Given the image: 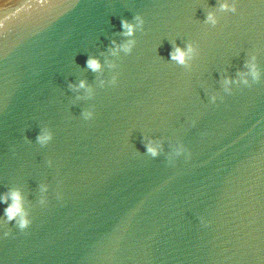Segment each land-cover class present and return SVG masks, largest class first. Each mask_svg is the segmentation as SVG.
<instances>
[{"label": "water", "instance_id": "obj_1", "mask_svg": "<svg viewBox=\"0 0 264 264\" xmlns=\"http://www.w3.org/2000/svg\"><path fill=\"white\" fill-rule=\"evenodd\" d=\"M0 24V264H264V0H0Z\"/></svg>", "mask_w": 264, "mask_h": 264}, {"label": "clouds", "instance_id": "obj_2", "mask_svg": "<svg viewBox=\"0 0 264 264\" xmlns=\"http://www.w3.org/2000/svg\"><path fill=\"white\" fill-rule=\"evenodd\" d=\"M46 2V0H41V3ZM222 7L227 8V5H223ZM208 19L210 21H212L214 23L213 17L209 16ZM122 26L127 30L126 34L127 35H132L133 34V26L128 24L127 22H122ZM3 28V25L0 24V29ZM192 49L189 48V52H191ZM186 56L187 53H185L184 51H182L181 49L177 48L175 50V52L171 55V58L180 63V64H184L186 61ZM88 67L91 68L93 71H96L100 68V65L98 63V61L93 60V59H89L88 61ZM253 75L255 76V70L253 69ZM83 83L81 84V87H83ZM40 141L43 143L45 142L47 139H49V137L47 136H42L39 138ZM148 152L151 153L152 156H156L157 150L151 146L148 147ZM11 196V200H12V204L6 209V215L8 217L9 221H12L14 219H17L19 217L18 223L19 226L24 229L28 227L29 221L26 219L25 217V213L23 211V207H22V198L20 196V194L18 192H12L10 194ZM8 197H4V202H7Z\"/></svg>", "mask_w": 264, "mask_h": 264}]
</instances>
